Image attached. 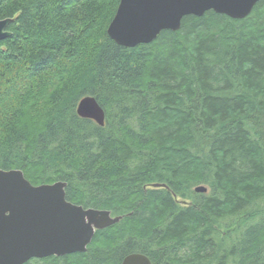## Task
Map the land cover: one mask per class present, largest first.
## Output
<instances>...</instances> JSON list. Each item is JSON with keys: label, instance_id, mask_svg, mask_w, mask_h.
<instances>
[{"label": "trees", "instance_id": "1", "mask_svg": "<svg viewBox=\"0 0 264 264\" xmlns=\"http://www.w3.org/2000/svg\"><path fill=\"white\" fill-rule=\"evenodd\" d=\"M119 3L0 0V169L122 218L27 264H264V0L134 48L107 34ZM87 96L105 126L77 115Z\"/></svg>", "mask_w": 264, "mask_h": 264}, {"label": "water", "instance_id": "2", "mask_svg": "<svg viewBox=\"0 0 264 264\" xmlns=\"http://www.w3.org/2000/svg\"><path fill=\"white\" fill-rule=\"evenodd\" d=\"M262 0H120L107 34L119 46L150 44L166 30L177 32L183 18L206 12L245 19ZM12 19L0 21V41L12 36ZM77 115L105 126L106 112L91 96L77 106ZM65 182L32 185L21 170L0 169V264H27L33 259L84 253L99 230L117 224L110 211L85 209L66 198ZM159 187V185H156ZM165 187V186H163ZM196 193H207L198 186ZM121 264H152L133 253Z\"/></svg>", "mask_w": 264, "mask_h": 264}, {"label": "bare ground", "instance_id": "3", "mask_svg": "<svg viewBox=\"0 0 264 264\" xmlns=\"http://www.w3.org/2000/svg\"><path fill=\"white\" fill-rule=\"evenodd\" d=\"M60 182H62V181H60ZM66 183V182H65Z\"/></svg>", "mask_w": 264, "mask_h": 264}]
</instances>
